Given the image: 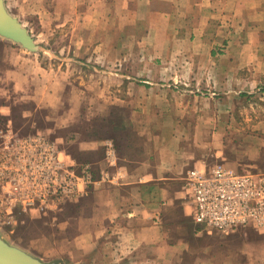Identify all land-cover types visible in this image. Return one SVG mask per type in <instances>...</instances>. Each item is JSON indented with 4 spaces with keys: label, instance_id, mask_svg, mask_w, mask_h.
<instances>
[{
    "label": "crops",
    "instance_id": "crops-1",
    "mask_svg": "<svg viewBox=\"0 0 264 264\" xmlns=\"http://www.w3.org/2000/svg\"><path fill=\"white\" fill-rule=\"evenodd\" d=\"M88 3L85 18L104 28L120 27L133 35L130 49L146 46L152 52L138 59L125 92L132 115H148L144 123L134 121V128L150 131V137L141 159L119 152L116 163L108 166L113 179L89 189L87 194L97 197L93 212L80 220L82 229L78 227L58 263L162 264L165 252H172L175 264H264V228L254 243L200 247L206 239L197 236L194 204L185 185L192 168L216 162L252 168L241 160L264 156V137L253 140L242 132V145H235L227 133L244 129L235 119L238 99L264 91V0ZM128 26L132 29H124ZM136 29L140 38L134 36ZM98 43L104 49V41ZM7 57L11 66L6 75L15 92L39 106L59 104L49 80L38 75L42 71L35 55L13 47ZM155 131L165 133L156 136ZM105 165L100 161V167Z\"/></svg>",
    "mask_w": 264,
    "mask_h": 264
},
{
    "label": "rangeland",
    "instance_id": "rangeland-1",
    "mask_svg": "<svg viewBox=\"0 0 264 264\" xmlns=\"http://www.w3.org/2000/svg\"><path fill=\"white\" fill-rule=\"evenodd\" d=\"M5 4L45 50L32 52L0 36V133L6 130L18 135L45 132L73 159L91 162L96 168L103 160L106 139L117 143L121 156L141 159L142 147L146 146L150 131L137 130L132 123H144L148 115H132L130 98L125 97V92L138 59L150 57L152 52L146 46L130 49L127 45H130L129 38L133 35L124 30L120 32V27L104 28L85 18L88 0H5ZM137 30L134 36L140 38L142 35ZM100 41H104L102 50ZM13 47L35 55L37 66L42 71L38 75L43 81L49 80L51 92H55L59 99L58 105L39 106L13 90L11 79L6 75L11 66L7 55ZM238 100L236 107L239 112L235 119L241 121L244 129L227 132L230 134L228 138L235 145H242L239 138L242 132L245 137L250 134L253 140L262 139L264 91L256 89L253 94ZM220 117H226V114ZM164 133L155 131L156 136ZM250 158L241 161L253 167L242 169L264 171L262 153ZM96 202L94 194H86L47 208L17 210L9 221L0 217V235L45 262H58L57 257L65 254L72 238L79 228L82 229L78 226L80 220L92 214ZM259 229L243 228L228 234L202 232L197 236L206 239L199 243L203 249H217L222 245L234 247L243 246L248 241L257 242ZM197 256H201V260L206 259L202 254ZM176 260L174 253L165 252L162 264H175Z\"/></svg>",
    "mask_w": 264,
    "mask_h": 264
},
{
    "label": "built area",
    "instance_id": "built-area-1",
    "mask_svg": "<svg viewBox=\"0 0 264 264\" xmlns=\"http://www.w3.org/2000/svg\"><path fill=\"white\" fill-rule=\"evenodd\" d=\"M117 148L106 139L103 161L77 162L59 148L47 133H0V217L50 207L81 197L113 179L108 166L117 160ZM194 204L192 217L199 233H231L237 229L264 228V171L244 170L225 162L185 174Z\"/></svg>",
    "mask_w": 264,
    "mask_h": 264
},
{
    "label": "water",
    "instance_id": "water-1",
    "mask_svg": "<svg viewBox=\"0 0 264 264\" xmlns=\"http://www.w3.org/2000/svg\"><path fill=\"white\" fill-rule=\"evenodd\" d=\"M0 36L19 43L32 52L44 51L41 44L35 42L28 29L22 25L6 7L5 0H0ZM0 264H58L45 262L25 249L9 243L0 235Z\"/></svg>",
    "mask_w": 264,
    "mask_h": 264
},
{
    "label": "trees",
    "instance_id": "trees-1",
    "mask_svg": "<svg viewBox=\"0 0 264 264\" xmlns=\"http://www.w3.org/2000/svg\"><path fill=\"white\" fill-rule=\"evenodd\" d=\"M34 132H37V131H33V132H30V133H34ZM27 134V133H26ZM54 140V139H53ZM114 141V140H113ZM115 145H116V148H117V152L119 153V149H118V146H117V143L114 141ZM70 155V154H69ZM104 155V153H103ZM71 156V155H70ZM73 158V157H72ZM77 162L81 163V162H87V161H79V160H76ZM58 263V262H56Z\"/></svg>",
    "mask_w": 264,
    "mask_h": 264
}]
</instances>
